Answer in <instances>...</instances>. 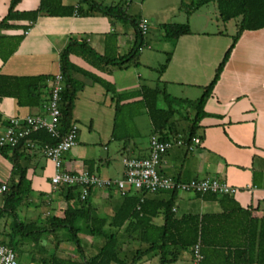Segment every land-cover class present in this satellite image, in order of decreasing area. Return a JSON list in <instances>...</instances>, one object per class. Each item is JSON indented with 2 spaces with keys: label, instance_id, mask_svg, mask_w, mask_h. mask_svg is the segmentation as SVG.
I'll list each match as a JSON object with an SVG mask.
<instances>
[{
  "label": "crops",
  "instance_id": "crops-1",
  "mask_svg": "<svg viewBox=\"0 0 264 264\" xmlns=\"http://www.w3.org/2000/svg\"><path fill=\"white\" fill-rule=\"evenodd\" d=\"M57 1L68 6L70 13L48 15L41 12L31 22L23 18L12 19L7 21L9 27L0 28V35L9 46L16 41L8 56L0 59V73L53 77L59 71L58 53L68 41L83 42L90 48L93 54L86 52L85 48L77 49L80 54L71 52L67 56L77 69L72 73L73 79L82 84L75 92L70 110V122L77 125L74 145L61 153L60 168L70 173L86 170L102 178L118 179L123 173L122 157H144L148 151L149 120L145 142L138 140L140 131L135 122L138 113L144 112L137 110L136 106L140 100V87H151L150 82H146L151 80L155 86L161 84L166 93V83H173L188 88L185 89L187 93L200 95L229 45L230 35L219 30H191L190 20H187L190 33L172 40L168 61L160 73L155 71L161 60L157 54L168 53L162 32L158 33L162 41L160 51L150 55L138 48L137 64L118 68L103 64L96 57L122 55L135 41L142 40V36L139 40L135 38L129 21L99 12L86 13V3L80 0ZM93 1L121 6L115 0ZM125 1L126 9L134 10L131 16L126 13L127 16L136 21L144 19L141 0ZM8 2L0 0V19L6 13ZM212 3L217 12L215 3ZM38 4L39 0H19L14 10L30 11ZM80 6L83 12H79ZM75 9L79 10L78 13ZM165 17L161 14L158 25L166 22ZM143 43L149 46L150 39L144 37ZM51 83L47 81L44 99L38 104L18 105L14 98L0 97V127L11 116L43 115ZM184 95L180 98L193 100L199 96L191 99ZM116 104L122 112L114 127ZM202 112L194 131L199 143L190 150L172 146L160 156L157 170L181 181L209 176L236 187L233 194L213 193V197L203 193L177 192L171 207L175 216L183 213L220 214L217 222L223 229H228L221 242H235L241 238L239 229L247 224V217L240 210L248 211L249 217L264 215V27L240 32L203 100ZM16 153H20L17 162L24 167V177L30 189V194L17 208L19 217L39 224L51 212L60 215L65 204L63 191L59 185L53 188L50 184L54 166L42 154L40 144L22 145ZM10 170L11 162L0 155V183H8ZM87 196L97 211L107 215L112 213L120 198L114 187H91ZM150 196L157 197L148 193L147 197ZM165 196L168 194H163ZM7 221L5 217L0 218L1 230H5ZM150 222L161 224L160 214L152 216ZM83 236L88 235L79 234L80 238ZM183 255L182 259L171 264H183ZM148 259L156 260V257L144 258L137 264Z\"/></svg>",
  "mask_w": 264,
  "mask_h": 264
},
{
  "label": "trees",
  "instance_id": "trees-1",
  "mask_svg": "<svg viewBox=\"0 0 264 264\" xmlns=\"http://www.w3.org/2000/svg\"><path fill=\"white\" fill-rule=\"evenodd\" d=\"M18 1L9 0L6 13L0 19V28L9 27L7 21L12 19L23 18L31 22L41 12L48 15H61L71 11L68 6L61 5L57 0L56 5L53 4L54 1L39 0L34 10L18 12L14 10V5ZM80 2L86 3L88 9L86 13L99 12L108 17L128 20L134 30L135 38L139 40L142 36L137 27V21L125 15L118 3L103 5L93 0H80ZM208 2L215 3L221 21L234 17H239V20L229 45L214 68L211 79L202 87L200 95L189 100L169 95L156 86H141L140 100L136 104L137 110H143L149 120L150 135L154 134L160 140L170 141L172 146H182L185 149L191 138L195 136L194 131L197 128L198 118L203 113V100L210 92L236 38L242 30L264 27V0H188L185 3L186 12L189 13ZM75 11L78 13L79 10L75 9ZM159 27L162 30V36L170 40L190 33L186 22H164L160 23ZM14 43L9 46L6 39L0 35V59L8 56ZM140 44V41H135L131 48L122 55L93 56L103 64L118 68L128 64L135 65ZM77 49H85L86 52L93 54L83 42L76 40L68 41L58 53L61 90L57 105L59 110L57 136H50L40 129L19 139L15 145L0 147V155L7 157L11 162L10 177L8 183L5 184L6 189L0 193L2 196L0 218L5 217L8 220L4 224L5 230H0V235H2L0 244L10 248L15 257L24 254L25 261L17 262L16 259V264H137L140 260L152 256L156 257L157 264H171L182 259L184 251H188L191 261L194 244L198 245L199 252L202 254L199 264H264V215L258 218L249 217L248 211L240 210L247 217V224L238 231L241 238L235 242L222 243V237H226L228 229H223L217 222L220 214L174 215L171 207L175 194L178 192L175 189L153 192L144 189L131 190L119 195V201L113 207L112 213L107 215L97 211L90 204L87 194L91 186L85 187L86 193L83 198H80V191L76 185H59L58 187L63 191L65 203L60 215L48 214L37 226L34 221H24L19 217L17 208L30 194V189L24 177V167L17 162L20 153H16V150L27 142L52 145L68 129L71 124L72 101L82 83L73 79L72 73L77 69L68 61L67 56L71 52L79 53L80 50ZM169 54L170 51L165 53L163 62L155 68L157 73L164 69ZM52 79L53 77L49 75L9 76L0 73V97L14 98L18 105L38 104L44 99L43 94L47 81H52ZM159 99L164 103V107L156 105ZM181 104L192 109V116L184 128L176 126L179 118H175L177 112L175 107ZM120 110L121 108L116 104L114 127L119 113L122 112ZM176 139H180L182 144H174ZM6 150H10V153L7 154ZM148 193H154L157 197L148 198ZM165 193L168 196L163 197ZM203 194L214 196L213 193L208 192ZM157 214H160L162 218L159 225L150 222L151 217ZM222 216L224 218V215ZM45 231L52 232V238H54L51 251L39 241V234ZM79 234L88 235L92 239L97 238V241H92L95 249H84ZM60 241L69 242L74 246L75 257L60 256L55 253L56 244Z\"/></svg>",
  "mask_w": 264,
  "mask_h": 264
},
{
  "label": "built area",
  "instance_id": "built-area-1",
  "mask_svg": "<svg viewBox=\"0 0 264 264\" xmlns=\"http://www.w3.org/2000/svg\"><path fill=\"white\" fill-rule=\"evenodd\" d=\"M137 27L141 34L145 32L146 24L144 19L137 21ZM60 75H53L52 83L49 88L48 97L44 105L43 115L30 114L23 117L11 116L7 122L0 127V147L12 146L17 141L37 130H44L50 136H57L58 127V101L61 90ZM76 127L70 124L66 132L52 144L40 145L42 154L49 159L54 172L49 177L53 188L58 185H76L79 188V197L83 198L86 193L85 187H114L119 195L130 192L131 190L144 189L148 192L156 190H173L178 192L192 193H214L218 195H229L236 192L237 188L228 185L225 181L215 177L204 176L201 178H190L186 181L174 179L170 176L158 172L157 167L160 156L166 152L172 143L168 140H160L156 135L148 137V151L144 157H122L123 173L118 179L102 178L86 170L70 173L60 168V155L74 145ZM199 143V138L194 136L186 145L188 150ZM33 142H27L31 146ZM174 144L180 145L182 141L176 139ZM6 189L5 183L0 184V193ZM191 264H199L202 254L199 252L198 245L192 247ZM0 264H16V257L13 251L0 244Z\"/></svg>",
  "mask_w": 264,
  "mask_h": 264
},
{
  "label": "rangeland",
  "instance_id": "rangeland-1",
  "mask_svg": "<svg viewBox=\"0 0 264 264\" xmlns=\"http://www.w3.org/2000/svg\"><path fill=\"white\" fill-rule=\"evenodd\" d=\"M107 2V0H105ZM118 1L121 4L123 12L131 16L132 13H134V10L126 9V3L125 0H115ZM133 1H140V0H133ZM142 5L141 8L143 9L141 11V14L144 16L145 24H146V29L145 32L142 34V37L150 39V44L149 46H146V44L143 43V38L140 40V47L139 50L142 49L145 53H152V55H155L156 52L160 51L162 49V41L161 35L158 33H161V29L158 25L157 20L161 18V14L165 17V21L168 23H187V20H190V29H197V28H203L206 31H214V30H219L221 32H224L227 35L231 36L235 33L236 30V25L238 22V17L230 18L227 21H221L218 17L217 12L215 11L214 4L212 2H208L206 4L200 5L197 8L186 12L187 6H185V3L188 2V0H141ZM140 1V2H141ZM134 6V5H133ZM165 6V7H163ZM163 7V8H162ZM128 10V11H127ZM188 10V9H187ZM161 12V13H160ZM126 20V19H125ZM127 21V20H126ZM129 24L128 22L126 25ZM189 29V30H190ZM165 40V45L168 44V51L170 49V46L172 45V40L170 39H164ZM150 51V52H149ZM154 53V54H153ZM165 53L159 52L157 54V57H160V63L163 62L165 58ZM158 62V63H159ZM158 65H156L157 67ZM153 74V73H152ZM150 82V86H155L154 81L152 82L151 80L146 81ZM152 82V83H151ZM161 84L156 83V87L162 88ZM165 89L170 95L176 96V97H184V94H187L188 98L193 99L195 96H198L199 93H187L185 91V86H179L173 83H166ZM186 92V93H185ZM198 94V95H197ZM156 105L158 107H164V103L162 102L161 99L157 100ZM177 112L175 114V118H179L177 120L176 126L178 128H184L185 125L189 123V120L192 116V109L190 107L185 106L184 104H181L179 106L175 107ZM139 115L135 118L136 125L140 131V136L138 137V140L145 142L147 136H148V130H149V125H148V119L147 116L144 114V112L138 113ZM186 116V117H184ZM75 127H77L76 124H74ZM1 196V194H0ZM53 211V210H51ZM51 214H53L51 212ZM36 226L39 224H35ZM1 230V228H0ZM39 241L44 244L49 251L52 250V245H54V238H52V232L50 231H45L43 233L39 234ZM82 237V236H81ZM0 238H2V235H0ZM93 240L97 241V238L91 239L90 237H85L80 239V242L83 246L84 249H91L94 250L95 246H93ZM91 245V246H90ZM55 253H57L60 256H71L75 257L76 252L74 249V246L69 243V242H58L56 244L55 248ZM184 259L182 260L183 264H191L190 258H189V253L188 251H184L183 253ZM17 262L22 261L24 262V254L21 256L17 257L16 255ZM149 262V263H148ZM142 264H157L156 260L151 259V261L148 259L147 262H143Z\"/></svg>",
  "mask_w": 264,
  "mask_h": 264
}]
</instances>
